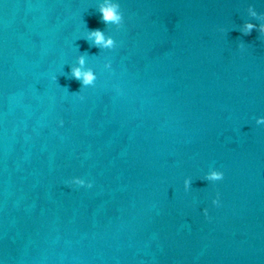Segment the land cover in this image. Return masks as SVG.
Instances as JSON below:
<instances>
[{"label": "water", "instance_id": "1", "mask_svg": "<svg viewBox=\"0 0 264 264\" xmlns=\"http://www.w3.org/2000/svg\"><path fill=\"white\" fill-rule=\"evenodd\" d=\"M102 3L0 0V264H264V0Z\"/></svg>", "mask_w": 264, "mask_h": 264}, {"label": "clouds", "instance_id": "2", "mask_svg": "<svg viewBox=\"0 0 264 264\" xmlns=\"http://www.w3.org/2000/svg\"><path fill=\"white\" fill-rule=\"evenodd\" d=\"M98 11L100 13V19L105 25H115L117 28H120L123 25L124 17L123 13L120 9V4L118 3V0H104V3L99 5ZM249 12L253 17L257 16V13L252 9V7H249ZM264 18V17H261ZM254 28H258V31L261 33V35H264V23H261L259 25L253 24L251 22H246L242 28V32L244 35H250L252 33V30ZM222 30V29H221ZM87 42H91L90 46L96 47L99 49H113L116 46V42L113 39L112 36L106 35L104 30L101 29H93L89 30L87 32L86 37ZM241 49H243L244 45L240 44ZM85 56L81 54L77 58V66H73L71 68L70 72V79H75L80 83V88L87 87V86H93L95 84V81L97 79L94 71L91 68L85 69ZM105 68H111L110 63H106ZM53 79H57L55 76ZM257 124H264V117L258 118L256 120ZM60 124H63V121H60ZM224 178V173L222 171L212 169L205 175V180L216 182L220 181ZM72 184H75L77 186H87L91 187V182H86L84 179L81 178H73L71 180ZM192 181L188 178L184 181V188L185 191H187L190 188ZM212 203L216 206H219L220 200H219V194H217V197L213 199ZM204 214L207 217L208 210L204 209Z\"/></svg>", "mask_w": 264, "mask_h": 264}]
</instances>
